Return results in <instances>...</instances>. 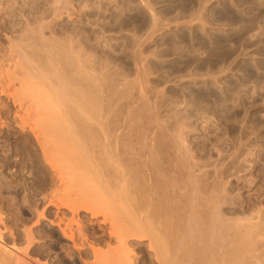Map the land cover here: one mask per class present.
<instances>
[{
    "label": "bare ground",
    "instance_id": "obj_1",
    "mask_svg": "<svg viewBox=\"0 0 264 264\" xmlns=\"http://www.w3.org/2000/svg\"><path fill=\"white\" fill-rule=\"evenodd\" d=\"M19 2L0 0V35L12 42L8 55L0 51V63L7 61L4 72L0 68V85L15 87L10 91L1 85L9 92L1 87L0 92L13 97L20 92L22 103L19 98L16 102L26 116L16 110L24 123L17 125L24 131L23 125L31 122L28 126L44 160L50 165L58 159L63 167L55 161L51 166L66 170H58L61 182L82 187L67 192L69 204L61 216L48 219L57 263L264 264V221L247 224L242 217H228L225 173L215 184L210 180L202 184L211 168L198 167L201 164L195 162L182 135L169 133L145 92L132 98V82L108 74L99 55L94 59L90 54L89 59L70 47L72 43L62 44L42 32L39 36L33 32L37 38L31 36L33 30L30 36H20L16 30L3 32L1 5L11 10ZM50 6L41 17L45 23L57 20L76 26L84 21L80 15L73 19L68 0H54ZM7 14L5 18L16 22V13ZM42 221L41 213L35 223ZM31 226L24 227L23 247H8L0 236V264H47L31 254L37 243ZM95 227L98 231L90 230ZM98 232L106 238V250L100 247ZM144 247L149 254L143 259L136 256V248ZM87 250L90 259L85 257Z\"/></svg>",
    "mask_w": 264,
    "mask_h": 264
},
{
    "label": "rangeland",
    "instance_id": "obj_2",
    "mask_svg": "<svg viewBox=\"0 0 264 264\" xmlns=\"http://www.w3.org/2000/svg\"><path fill=\"white\" fill-rule=\"evenodd\" d=\"M68 1L74 8L73 19L83 17L79 26L57 20L47 25L43 21L54 0H20L11 10L1 5L5 9L1 14L3 32L16 30L20 36H28L33 30L30 34L36 38L42 32L62 44L72 43L70 47L83 51L89 59L90 54L92 58L99 55L111 72L108 74L132 82V98L145 92L169 133L182 135L195 162L202 165L198 167L211 168L208 176L213 175L212 179H200L202 184H215L219 174L225 173L228 203L224 210L228 217H242L247 224L264 221V0ZM12 12L16 22L5 18ZM11 43L0 35V51L6 55ZM6 62L0 63L3 72ZM9 94L0 92V124H6L0 126L1 240L8 247L25 246L24 227L32 224L37 237L32 256L43 263L58 264L56 239L48 219L61 216L69 204L67 192L82 187L80 183L68 187L61 182L60 168L53 167L60 162L55 156L57 161L50 165L44 160L28 126L31 122L22 126L24 131L19 127L24 124L20 118L26 116L17 103L20 92L13 93L15 97ZM16 110L24 114L19 116ZM41 213L44 221L38 225L35 220ZM90 230L98 231L96 227ZM97 236L100 247L106 250V238L100 232ZM136 252V256L148 258L145 247L136 248ZM85 257L91 258L89 250Z\"/></svg>",
    "mask_w": 264,
    "mask_h": 264
}]
</instances>
